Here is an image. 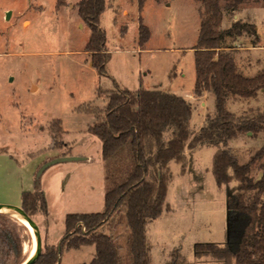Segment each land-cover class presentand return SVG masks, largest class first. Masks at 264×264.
I'll use <instances>...</instances> for the list:
<instances>
[{
    "label": "rangeland",
    "instance_id": "obj_1",
    "mask_svg": "<svg viewBox=\"0 0 264 264\" xmlns=\"http://www.w3.org/2000/svg\"><path fill=\"white\" fill-rule=\"evenodd\" d=\"M78 1L66 0L64 5L57 6V0H0V151H8L16 159H21L22 155L35 157L40 152L46 154L45 160L66 153L81 155L78 157L83 159V155L89 154L95 159L98 140L88 130L95 121V114L84 109L86 106L102 109L106 102L105 91L116 87H144L145 80L150 88L183 95L191 92L186 99L193 109L190 119L193 133L215 118L214 94L205 89L194 92L193 51L200 22L199 1L146 0L138 9L137 0H108L110 9L99 18L110 53L103 75L91 66L90 54L85 51L90 29L77 13ZM262 1L244 0L233 10L226 9L225 0L220 3L221 29L230 27L234 20L256 25L257 38L242 32L224 41L225 46L233 49L238 70L247 76L257 73L264 65ZM123 8L128 10L127 16L121 12ZM139 16L149 30V37L142 44L138 42ZM263 105L264 91L252 98L232 97L226 103L235 115ZM58 118L63 131H56ZM168 135L166 131L164 137ZM226 141L218 147L227 148L238 162L245 163L264 144V132L253 136L238 133ZM189 149L185 148L188 152ZM216 149L207 141L197 145L185 158L183 174L178 172L180 164L171 163L172 178L163 211L146 224L149 264H166L172 260L174 252L186 264H222L207 255L196 257L194 245L201 242L223 245L232 224L236 227L234 240L237 239L242 215L235 214L230 224L227 207L236 183L217 185L211 173L212 154ZM258 163L251 167L253 178L261 175ZM67 164L56 163L48 169L46 177L49 174V179L56 178L58 172L55 174L56 169L52 168ZM4 168L9 167L0 159L2 187L7 185L8 174H11ZM91 169L89 174L96 181L95 170ZM81 187L80 192L86 191L85 180ZM43 211L40 205L32 215L41 232L42 250L49 245ZM0 215V221L6 220L7 227L21 239L22 264L31 247L34 248L33 233L26 223L14 216L4 212ZM8 220L11 222L7 223ZM78 225L81 222L74 224ZM54 228L52 235H57L59 229ZM124 233L123 228L119 241ZM62 252L64 264L88 262L91 257L89 249L70 252L69 256L64 248Z\"/></svg>",
    "mask_w": 264,
    "mask_h": 264
},
{
    "label": "trees",
    "instance_id": "obj_2",
    "mask_svg": "<svg viewBox=\"0 0 264 264\" xmlns=\"http://www.w3.org/2000/svg\"><path fill=\"white\" fill-rule=\"evenodd\" d=\"M65 1L57 0V6L64 5ZM145 1L137 0L138 9ZM197 1L201 8L193 51L194 92L205 89L214 94L215 118L193 133L190 128L193 109L187 99L142 85L136 90L116 87L105 91L106 102L102 109L86 106L84 110L95 114V121L88 130L100 141L101 158L105 162L103 207L97 212L66 214V230L58 245H47L33 264H58L63 247L74 249L83 244H94V254L89 263L79 264H149L146 224L163 211L172 178L169 163L176 161L181 173L184 172L185 148H195L206 141L217 147L211 164L217 185L236 183L227 207L230 224L239 213L242 226L234 240L236 227L232 224L223 245L196 243L194 255H207L222 264H264V144L245 163L238 162L227 148L218 147L238 133L253 136L264 132V105L240 115L226 106L229 98H252L264 91V65L257 73L244 75L238 70L233 49L224 45L225 38L242 32L257 38L256 25L234 20L230 27L221 29L222 0ZM225 1L226 9L233 10L244 0ZM105 3L106 0H80L75 5L90 29L85 51L89 52L91 66L100 75L106 74L105 65L110 56L105 31L99 26ZM262 5L264 7V0ZM137 28L138 42L142 44L147 41L149 30L140 17ZM56 121V131H61L60 119ZM166 131H169L167 138L164 137ZM256 161H259L261 175L253 178L250 170ZM20 196L22 209L31 216L40 205L44 207L41 192L23 190ZM5 221H0V264H20L21 239ZM76 222L81 225L75 227ZM123 228L125 233L119 241ZM166 264L186 263L174 252L172 260Z\"/></svg>",
    "mask_w": 264,
    "mask_h": 264
},
{
    "label": "crops",
    "instance_id": "obj_3",
    "mask_svg": "<svg viewBox=\"0 0 264 264\" xmlns=\"http://www.w3.org/2000/svg\"><path fill=\"white\" fill-rule=\"evenodd\" d=\"M109 9H110L109 3L108 0H106L105 7L101 11V14L102 12ZM121 12L125 16L129 14L126 8H123ZM139 17L141 18V22H142V17L141 16ZM138 22H139V18H138ZM124 35H126V32L123 34V36ZM144 82H145L144 88L146 89L154 88V87L153 88L149 87V85L147 84V80H145ZM138 87H139L138 85L132 86V88H130L129 90H136ZM190 93L191 92H186V94L184 95L178 93L176 94L181 95L186 99L187 96L190 95ZM97 145H98V150L95 159L94 156L92 158V156L89 154L83 155L85 156V159L67 161L68 162L67 165L64 166L60 165L56 168H52V169H56L55 174L56 172H58L56 178L53 177V179H49L50 178L49 174H47L46 177V172L49 171L48 169L53 165L49 166L44 171H42L39 177L36 178V172L39 169V166L42 163H44V161H46L45 158L47 156L44 152H40L39 155H36L35 157L24 158V156L22 155L21 159H16L12 154L8 153V151H0V159L4 160L6 165L9 167L8 169L11 172V174L10 173L8 174L9 181H7V185L5 187L0 186V197H4L3 199L0 198V203H5V204L11 203L21 206L20 194L23 190L41 192L46 199V201H44V211H43L45 215L44 216L45 237L49 245H55V246L58 245L62 235L66 230L64 225V219L66 214L73 212H79V213L97 212L100 211L103 207L104 195H105L104 177H103L105 170V163L101 158V145L99 140ZM194 149L195 148L189 149V152L188 150L187 151L185 150L184 151L185 158L187 157L188 153L194 152ZM64 155L72 156L74 154L66 153ZM75 155L81 156L78 154ZM93 159L95 160V162L91 163ZM86 162H89V164H86ZM172 162L177 163L176 161L171 160L169 166L171 165ZM91 168L95 170L93 173L96 178V181L89 174L90 172L89 170ZM4 169L8 170L6 168ZM179 170L180 167L178 169L179 174L184 173V172L181 173V171ZM49 173H52L51 170ZM83 180H85L86 183V191L81 190L80 192L79 190L82 188L81 182ZM50 224L51 226H53L52 228H54L55 226V228L59 229L57 235L55 234L52 235L51 232L52 228ZM63 248L67 254L66 256H69L68 254L70 252L80 251L83 249H89L91 257L94 254V244H83L79 248H74V249H67L65 247ZM63 248L59 256L58 264H64L62 263ZM91 257L88 259L89 260L88 262H81V263H89L91 261L90 260Z\"/></svg>",
    "mask_w": 264,
    "mask_h": 264
},
{
    "label": "water",
    "instance_id": "obj_4",
    "mask_svg": "<svg viewBox=\"0 0 264 264\" xmlns=\"http://www.w3.org/2000/svg\"><path fill=\"white\" fill-rule=\"evenodd\" d=\"M6 15H7V17L9 16L8 12L6 13ZM81 159H83V158H80L78 156H73V155L72 156H66V155H63V156H56L55 158H52L50 160H46V161H44V163H42L39 166V169L36 172V178L39 177V175H40V173L42 171H44L49 166L55 165L56 163L67 162V161H72V160H81ZM7 208L20 213L21 216L27 220L29 226L31 227V229L33 231V235H34V238H35V241H36V245H38L37 252L34 255V257H32L29 260H25L22 263V264H33L34 261L40 256L41 252L43 251L42 250L43 249L42 236H41L40 229H38V227L36 225V222L33 219V217L28 212L23 210L20 205L11 204V203H7V204L0 203V212H4L3 210H5Z\"/></svg>",
    "mask_w": 264,
    "mask_h": 264
},
{
    "label": "bare ground",
    "instance_id": "obj_5",
    "mask_svg": "<svg viewBox=\"0 0 264 264\" xmlns=\"http://www.w3.org/2000/svg\"><path fill=\"white\" fill-rule=\"evenodd\" d=\"M4 211V213H8L9 215H12V216H14L17 220H19L20 222H22V223H26L27 225H28V227H29V229H31V227L29 226V224H28V222H27V220L25 219V218H23L22 216H21V214L20 213H18V212H16V211H14V210H11V209H5V210H3ZM31 231H32V229H31ZM32 233H33V231H32ZM34 236V235H33ZM34 248H33V246L31 247V249L29 250V256L25 259V260H29V259H31L32 257H34V255L36 254V252H37V248H38V245H36V241H35V238H34ZM24 260V261H25Z\"/></svg>",
    "mask_w": 264,
    "mask_h": 264
}]
</instances>
